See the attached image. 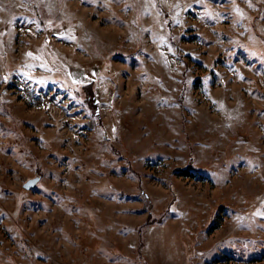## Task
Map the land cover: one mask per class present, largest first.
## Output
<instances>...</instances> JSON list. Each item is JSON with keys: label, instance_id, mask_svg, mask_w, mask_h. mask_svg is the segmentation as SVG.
Masks as SVG:
<instances>
[{"label": "rangeland", "instance_id": "1", "mask_svg": "<svg viewBox=\"0 0 264 264\" xmlns=\"http://www.w3.org/2000/svg\"><path fill=\"white\" fill-rule=\"evenodd\" d=\"M0 264H264V0H0Z\"/></svg>", "mask_w": 264, "mask_h": 264}, {"label": "trees", "instance_id": "2", "mask_svg": "<svg viewBox=\"0 0 264 264\" xmlns=\"http://www.w3.org/2000/svg\"><path fill=\"white\" fill-rule=\"evenodd\" d=\"M159 6H160V5L158 4V7H159ZM159 9L162 10V8H160V7H159ZM165 18H166V17L164 16V21H166ZM42 24H43V23H42ZM59 78H60V79H58V82H59L61 85H63L64 87L68 88L70 91L76 90V89H77V86L79 87V84H77V83H71L69 80L61 79V78H63L62 76H59ZM98 117H99V115H98ZM115 139H116V141H119L118 136H116ZM185 173L187 174V173H189V171L187 170V171H185ZM149 221H150V223L153 222V220H151V219L148 218V219L146 220V224H145L146 226L149 224ZM145 225H143V226H145Z\"/></svg>", "mask_w": 264, "mask_h": 264}, {"label": "water", "instance_id": "3", "mask_svg": "<svg viewBox=\"0 0 264 264\" xmlns=\"http://www.w3.org/2000/svg\"><path fill=\"white\" fill-rule=\"evenodd\" d=\"M40 181V177H34V178H30L28 179L25 183H23L22 188L24 190H30L33 189Z\"/></svg>", "mask_w": 264, "mask_h": 264}]
</instances>
